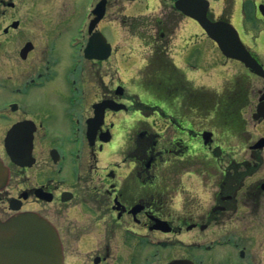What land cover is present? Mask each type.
<instances>
[{"label": "flooded vegetation", "instance_id": "obj_1", "mask_svg": "<svg viewBox=\"0 0 264 264\" xmlns=\"http://www.w3.org/2000/svg\"><path fill=\"white\" fill-rule=\"evenodd\" d=\"M135 1L0 0V219L50 221L64 264H264V0H208L262 69L209 38L219 90L197 21Z\"/></svg>", "mask_w": 264, "mask_h": 264}, {"label": "water", "instance_id": "obj_2", "mask_svg": "<svg viewBox=\"0 0 264 264\" xmlns=\"http://www.w3.org/2000/svg\"><path fill=\"white\" fill-rule=\"evenodd\" d=\"M208 4L207 0H177L175 7L195 18L226 56L261 73L260 65L242 44L235 27L227 21H213L208 17ZM3 168L0 164V179L5 173ZM58 237L56 229L35 213H21L0 220V264H63Z\"/></svg>", "mask_w": 264, "mask_h": 264}, {"label": "rangeland", "instance_id": "obj_3", "mask_svg": "<svg viewBox=\"0 0 264 264\" xmlns=\"http://www.w3.org/2000/svg\"><path fill=\"white\" fill-rule=\"evenodd\" d=\"M116 0H109V10L112 12H117V14H114L113 16L118 15L121 11H120V4L118 3L115 4ZM125 4V9H124V13L127 12V14H135V15H141V14H149L151 12H154L157 10V2L155 0H136L135 4L132 5L131 3L128 2H124ZM79 15V13L77 12V16ZM110 16V15H109ZM119 16V15H118ZM111 17V16H110ZM238 22V20H237ZM190 24V25H189ZM186 26L188 27L187 30H184L186 28ZM181 29L180 31H177V35L174 37L173 39V44H172V48H174V50H172V54L175 56L174 58L179 59L180 55L179 53L183 50V46L186 45L185 42L187 40V38L189 37L190 33H202L201 29L198 26H194L193 22H189L188 20L184 19L181 22ZM107 34L109 36V38L111 40H114L113 36L111 33H109V31H107ZM124 35H127L126 38H129V34L130 32H123ZM131 35V34H130ZM203 35V33H202ZM196 36V35H195ZM201 46L203 48L204 52V66L203 67V71H202V75H201V83L203 82L205 84L206 87H208L210 90L211 89H216L219 90L222 86V82H223V76L222 74L226 75L225 73H223L224 71H227L228 67L223 68V72H221V68L220 66H217L216 64H211L208 61L214 60L216 59L217 54L216 52H213V48L214 46H212L213 44L208 41V38L206 37H201ZM189 40V39H188ZM139 41V40H138ZM144 42L143 41H139V42H135V46L138 47V49H145V45H143ZM127 52V56L130 58H128L126 55L125 57L128 58L130 60H128V63H125V66L130 67L131 71L130 73H134L135 70V54H129V51H125ZM179 62V60H178ZM221 74V75H219ZM222 76V77H221Z\"/></svg>", "mask_w": 264, "mask_h": 264}]
</instances>
